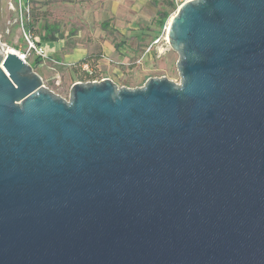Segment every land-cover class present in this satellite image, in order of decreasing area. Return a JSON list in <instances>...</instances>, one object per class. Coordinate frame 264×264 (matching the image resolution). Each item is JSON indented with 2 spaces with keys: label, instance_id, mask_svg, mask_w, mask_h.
Wrapping results in <instances>:
<instances>
[{
  "label": "water",
  "instance_id": "water-1",
  "mask_svg": "<svg viewBox=\"0 0 264 264\" xmlns=\"http://www.w3.org/2000/svg\"><path fill=\"white\" fill-rule=\"evenodd\" d=\"M178 84L68 100L0 52V264H264V0L170 18Z\"/></svg>",
  "mask_w": 264,
  "mask_h": 264
},
{
  "label": "rangeland",
  "instance_id": "rangeland-1",
  "mask_svg": "<svg viewBox=\"0 0 264 264\" xmlns=\"http://www.w3.org/2000/svg\"><path fill=\"white\" fill-rule=\"evenodd\" d=\"M3 1L12 2L13 11L4 10L3 15ZM19 2L29 8L25 31L45 50L44 58L27 52L23 29L16 23ZM178 8L169 0H0V30L3 43L26 55L43 86L68 100L73 84L89 82L82 71L93 70L99 79L129 89L152 78L178 84V55L166 37L168 21ZM46 28L55 30L56 41L40 39ZM88 56L93 68L75 66Z\"/></svg>",
  "mask_w": 264,
  "mask_h": 264
},
{
  "label": "built area",
  "instance_id": "built-area-1",
  "mask_svg": "<svg viewBox=\"0 0 264 264\" xmlns=\"http://www.w3.org/2000/svg\"><path fill=\"white\" fill-rule=\"evenodd\" d=\"M172 3H174L175 5H177V7H180L183 3H186L190 0H169ZM28 6L25 3H21L19 2L16 10H17V14H18V20H16V23L20 25V27H22L23 29V34L24 37L26 39V42L28 44V48H27V52H35L39 57L44 58L45 57V50L41 49L40 47L37 46V44L33 41V38L29 35V31H25L26 26L25 23L27 22V20L29 19V10H28ZM167 32V30H166ZM3 32L0 30V50L1 53H7L6 48L7 47L4 43H3ZM155 44L158 43V41L154 42ZM16 54L19 55V53L16 52ZM20 58H22L25 62L26 61V55H19ZM93 82V81H92Z\"/></svg>",
  "mask_w": 264,
  "mask_h": 264
},
{
  "label": "trees",
  "instance_id": "trees-1",
  "mask_svg": "<svg viewBox=\"0 0 264 264\" xmlns=\"http://www.w3.org/2000/svg\"><path fill=\"white\" fill-rule=\"evenodd\" d=\"M173 8H176V5L174 3H173ZM160 16L162 17V19H164V18H166L167 15L165 13H162V14H160ZM54 32H55L54 29H52V28L47 29L46 28L45 34L41 35L40 39L42 41H56L57 39L53 35ZM91 60H92V57L88 56V57L84 58L83 60L77 62L75 66H78L79 69H82L83 66L88 67V68L89 67L93 68V65L91 64ZM32 68H33V66H32ZM82 72L84 75V79L89 81V82L101 80L97 77V75L95 74V71H93V70L92 71H82Z\"/></svg>",
  "mask_w": 264,
  "mask_h": 264
},
{
  "label": "crops",
  "instance_id": "crops-1",
  "mask_svg": "<svg viewBox=\"0 0 264 264\" xmlns=\"http://www.w3.org/2000/svg\"><path fill=\"white\" fill-rule=\"evenodd\" d=\"M4 10L7 11V12L10 11V10L13 11L12 2H10V1H3L2 2V9H1L3 15H5V11Z\"/></svg>",
  "mask_w": 264,
  "mask_h": 264
},
{
  "label": "bare ground",
  "instance_id": "bare-ground-1",
  "mask_svg": "<svg viewBox=\"0 0 264 264\" xmlns=\"http://www.w3.org/2000/svg\"><path fill=\"white\" fill-rule=\"evenodd\" d=\"M169 23H170V19H169V21H168V24H167L166 30H168ZM166 37H167V33H166ZM6 51H7V52H13V53H16V51H15L14 49H12V48H6ZM0 52H1V50H0Z\"/></svg>",
  "mask_w": 264,
  "mask_h": 264
}]
</instances>
